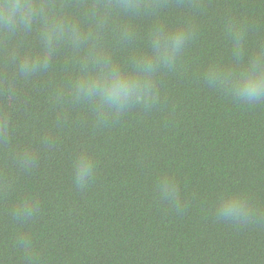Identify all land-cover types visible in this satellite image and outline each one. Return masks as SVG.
Segmentation results:
<instances>
[{
    "label": "trees",
    "instance_id": "16d2710c",
    "mask_svg": "<svg viewBox=\"0 0 264 264\" xmlns=\"http://www.w3.org/2000/svg\"><path fill=\"white\" fill-rule=\"evenodd\" d=\"M41 2L89 38L58 41L47 67L24 75L20 59L43 52L40 23L0 30V264H264V216L236 223L215 211L225 190L264 206V103L204 78L209 64L232 65L230 23L243 28L246 55L264 46V0H142L134 13L103 8L119 0ZM157 26L191 38L173 67L155 71V103L116 114L75 97L86 55L127 69L150 53ZM84 150L96 167L81 190L72 160ZM161 176L175 181L179 209L161 199ZM22 201L30 216L16 213Z\"/></svg>",
    "mask_w": 264,
    "mask_h": 264
},
{
    "label": "clouds",
    "instance_id": "9594fccd",
    "mask_svg": "<svg viewBox=\"0 0 264 264\" xmlns=\"http://www.w3.org/2000/svg\"><path fill=\"white\" fill-rule=\"evenodd\" d=\"M112 7L124 13H134L141 11L144 4L142 0H119L116 5L103 6L105 10ZM94 15L102 17L106 11L98 10ZM37 22L41 25L43 52L20 59L19 68L24 75L47 67L50 53L58 41L68 40L79 46L89 38L78 25L57 16L41 0H0V30L14 35L19 30H30ZM148 38L150 53L133 58L127 69L102 53L86 55L81 72L71 84L75 97L91 99L101 108L116 114L132 103L145 106L155 103L153 75L160 66L171 68L175 65L191 38V30L183 26L168 30L157 26ZM225 38L232 45V65L209 64L204 71L206 83L210 87H223L239 102L248 105L264 103V46L246 55L245 32L241 26L231 23L225 28ZM20 160L25 165L33 162L28 152L22 153ZM95 167V161L87 150L76 155L72 160L71 179L74 186L86 189L93 180ZM157 190L161 199L179 209L180 194L172 178L161 176ZM15 211L24 217L30 216L34 209L29 201H22ZM215 211L217 219L236 223L264 216V206H254L246 194L228 190L219 195Z\"/></svg>",
    "mask_w": 264,
    "mask_h": 264
}]
</instances>
